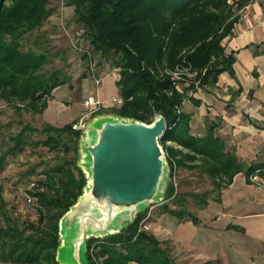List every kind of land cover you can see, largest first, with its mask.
Listing matches in <instances>:
<instances>
[{"label": "trees", "instance_id": "16d2710c", "mask_svg": "<svg viewBox=\"0 0 264 264\" xmlns=\"http://www.w3.org/2000/svg\"><path fill=\"white\" fill-rule=\"evenodd\" d=\"M247 0H67L74 19L85 29L84 38L93 57L113 60L118 69L117 86L123 103L110 112L151 122L156 114L166 118L168 128L161 138L171 166L199 169L213 187L193 195L197 207L209 197L220 200L227 186L240 171L259 175L264 183V160L246 162L217 131L211 121L206 131L194 133L193 113L185 110L190 101L201 99L194 93L200 87L215 86L219 75H235L233 52L227 53L224 40L233 34L238 9ZM52 0H0V98L18 109L42 113L53 97V90L69 82V73L47 70L48 50L23 49V40L44 25L54 12ZM56 54V53H54ZM83 62L87 59L82 53ZM86 64V63H85ZM195 72L194 76L175 71ZM90 74L86 67L84 76ZM91 75V74H90ZM179 84H183L182 86ZM197 84L199 87H197ZM104 107L93 115L104 113ZM79 119L61 125L35 127L25 124L11 136L14 145L0 154V171L8 154L27 144L33 132L45 134L34 141L48 150L63 153L62 160L42 171L36 180L34 196L37 220L20 224L8 218L0 225V264H62L57 256L59 220L83 192L86 177L77 164L81 129ZM170 142V143H168ZM214 194V195H213ZM187 193H178L171 180L162 212L178 219L199 218L187 207ZM172 199L176 207L167 202ZM167 202V203H166ZM149 208L120 232L87 242L90 264H178L168 245L145 227L141 220ZM208 264V263H207Z\"/></svg>", "mask_w": 264, "mask_h": 264}, {"label": "crops", "instance_id": "0c3cea01", "mask_svg": "<svg viewBox=\"0 0 264 264\" xmlns=\"http://www.w3.org/2000/svg\"><path fill=\"white\" fill-rule=\"evenodd\" d=\"M247 10L252 21L239 17L233 34L223 42L226 52L235 55V75L222 72L215 86L196 91L200 104L188 101L184 108L193 113L194 133H204L210 122L216 121L228 148L250 162L264 160V0L250 1ZM102 75L99 87L92 75L83 78L84 98L96 90L104 98L120 94L119 73L112 77L104 71ZM64 85L53 90V97L40 113L47 123L64 119V124L84 113L82 101L75 98L71 104L67 102L69 90ZM72 105L78 106L75 112ZM256 176L252 179L244 170L238 172L222 187L220 200L211 196L205 206L195 209L198 223L164 213L151 232L164 245L167 240L174 244L169 247L178 264H264V183Z\"/></svg>", "mask_w": 264, "mask_h": 264}, {"label": "water", "instance_id": "95a60500", "mask_svg": "<svg viewBox=\"0 0 264 264\" xmlns=\"http://www.w3.org/2000/svg\"><path fill=\"white\" fill-rule=\"evenodd\" d=\"M77 164L86 184L59 220L57 260L90 264L87 242L120 232L151 205H163L171 166L161 138L166 118L151 122L113 112L81 123Z\"/></svg>", "mask_w": 264, "mask_h": 264}, {"label": "rangeland", "instance_id": "374dc122", "mask_svg": "<svg viewBox=\"0 0 264 264\" xmlns=\"http://www.w3.org/2000/svg\"><path fill=\"white\" fill-rule=\"evenodd\" d=\"M66 2L67 0H52V7L55 8L54 12L42 27L34 30L31 34H26L23 40V49L48 50L50 54L48 56L49 61L45 64L46 69H58L69 73V82L65 83L64 87L69 90L67 102L71 104L75 98L79 101H84L83 98L86 92L83 87V78L85 77L83 73L86 71L85 63L87 61L83 62L84 59H81L83 52L72 46L68 35L63 30L61 17H63V22L71 31H75L76 28L80 27ZM87 40V38L81 40L83 46L87 45ZM95 57L93 58L96 61L98 74L102 75L104 71L111 73L110 76L112 77L118 74V69L114 68L112 59L101 62L99 57ZM67 85L69 88H66ZM180 85L182 86L183 84ZM60 92L62 91H58V93ZM192 93L196 94V91ZM116 106L117 104H111V106L104 107V110L110 112V108ZM71 107V111L75 112L78 106L72 105ZM86 111L87 109L84 110L83 115L76 118L79 119L76 123L78 127L81 122L92 117V114L89 116L85 115ZM42 118L40 113L18 109L5 99L0 98V154L14 145L11 136L19 133L25 124L40 128L47 125L48 123ZM51 122L61 125L64 119ZM44 137L45 134L33 132L22 149H16L14 154H8L5 166L0 171V225H4L8 218L20 224L37 220L36 203L34 200L29 201L27 195H31L29 190H35L36 180L41 177L42 171L60 162L63 155L61 152L58 154L55 151L48 150V147L42 144L37 145L34 143V141ZM171 180L174 182L178 193H187V207L193 211L198 207L190 192H202L211 189L210 178L196 168H176ZM167 202L171 207H176L172 199ZM162 210L163 208L160 204H154L149 207V211L145 216L147 218L144 221L149 231L151 229L154 230L153 225L158 221V218L167 213L162 212ZM165 244L168 246L174 245L169 240Z\"/></svg>", "mask_w": 264, "mask_h": 264}, {"label": "built area", "instance_id": "2783aa9c", "mask_svg": "<svg viewBox=\"0 0 264 264\" xmlns=\"http://www.w3.org/2000/svg\"><path fill=\"white\" fill-rule=\"evenodd\" d=\"M250 1H254V0H247V2L245 4H243L239 9H238V14L239 17H241L243 20L247 21V22H251L252 21V17L250 12L247 10V6L248 3ZM61 23H62V27L63 30L65 31V33L68 35L69 39H70V43L72 44V46L77 49L80 50V52L86 53L87 56V63H86V67L89 70L90 74L92 75L95 85L97 87H99V85L102 82L103 79V75L98 74V68L96 65V61H94L93 58V52L92 49L88 47V45L83 46L81 40L84 39V34H85V29L83 27H78L75 29V31H71L66 24L63 22V17H61ZM187 74L188 76H194L196 74L195 72L189 71L188 69H185L184 71H175L174 75L178 78L181 79L183 78L182 74ZM180 85V84H179ZM197 87L198 84H197ZM123 103V97L120 94H111L108 97L104 98L102 97L99 92L96 90L95 92L89 93L88 95H86V97L84 98L83 104L85 106V109H87L86 114L87 116H89L90 114H92L94 111L102 108V107H106V106H111V104H122ZM83 123V122H81ZM80 123V125H81ZM74 127H78V125H74ZM257 176L256 175H252V179H256ZM27 198L29 201H32L34 199L33 195H27ZM147 217H144L141 222H140V228L141 227H145L146 225L144 224V221Z\"/></svg>", "mask_w": 264, "mask_h": 264}]
</instances>
